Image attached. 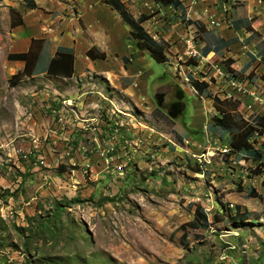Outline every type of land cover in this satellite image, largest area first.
<instances>
[{
	"label": "rangeland",
	"instance_id": "rangeland-1",
	"mask_svg": "<svg viewBox=\"0 0 264 264\" xmlns=\"http://www.w3.org/2000/svg\"><path fill=\"white\" fill-rule=\"evenodd\" d=\"M124 1L133 18L151 16L143 29L167 63L137 51L111 8L97 16L102 0H0V264H264L263 164L229 155L206 97L223 99L227 87L211 66L264 95L260 58L244 73L248 52L264 54V16L252 14L256 33L238 32L236 44L200 65L183 56L180 11ZM209 4L213 11L197 19L183 2L203 25L195 27L199 50L215 36L206 28L218 3ZM11 9L20 26L11 27ZM113 33L118 41H107ZM31 39L43 40L39 69L56 47L72 48L73 76L20 77L23 63L7 55L27 51ZM92 45L104 60H87ZM192 80L205 81L206 92H194ZM117 83L129 90L104 91ZM180 91L184 110L174 117ZM247 101L238 112L249 120L263 108L246 109ZM197 205L208 230L186 226ZM237 206L247 219L235 224Z\"/></svg>",
	"mask_w": 264,
	"mask_h": 264
},
{
	"label": "trees",
	"instance_id": "trees-1",
	"mask_svg": "<svg viewBox=\"0 0 264 264\" xmlns=\"http://www.w3.org/2000/svg\"><path fill=\"white\" fill-rule=\"evenodd\" d=\"M155 3L162 5L163 7H171L174 10L185 12V7L180 0H152ZM30 6L34 7L33 2H29ZM103 3L114 10L122 19V21L130 28V38L134 41L137 51L146 52L157 63H166L167 57L164 54L165 48L158 44L155 40L149 37L142 24L149 19L146 14L140 15L138 18L133 16L126 10L120 0H103ZM32 5V6H31ZM11 27H17L22 24L21 15L17 10L11 9ZM198 29H203L200 24H195ZM240 25L234 26L235 30L240 29ZM245 30L252 31L250 24H243ZM43 40L31 39L28 50L25 52L10 53L7 55V60L10 62L23 63L22 70L18 73L20 77H31L37 74H46L49 76L60 77L69 79L73 76L74 70V52L72 48L59 46L54 55L49 58L47 64L39 69V63L43 56V49L41 46ZM235 39L223 40L220 38L214 39L211 45L208 44L203 49V54L206 55L210 51L218 53L220 49L228 48ZM86 57L90 60L105 59V54L102 52H96L94 48L89 49L85 53ZM264 61V56L261 57ZM254 61V58H251ZM192 87L199 93H205L207 90V83L204 81L192 80ZM183 93L180 91L178 100L170 104L171 109L174 111L173 116H180L184 110ZM206 97L213 100V108L216 114L212 117V128L220 132V136L227 135L229 140V146L231 148L229 155L235 154L237 159L243 157L249 158L254 162L264 160V112L262 114H256L250 117L249 120H245L243 116L238 112L240 102L238 100H226L220 99L216 96H210L206 92ZM158 101V100H157ZM171 114V113H170ZM174 116V117H175ZM263 137L260 144V148H255L254 138ZM250 197L254 196V191L251 189L249 192ZM73 204V201L68 205ZM233 223L244 222L247 219L246 212H240V208L237 206L234 216L230 217ZM191 229L196 230H208L211 227L206 212L200 206L195 207L193 219L187 223Z\"/></svg>",
	"mask_w": 264,
	"mask_h": 264
},
{
	"label": "crops",
	"instance_id": "crops-1",
	"mask_svg": "<svg viewBox=\"0 0 264 264\" xmlns=\"http://www.w3.org/2000/svg\"><path fill=\"white\" fill-rule=\"evenodd\" d=\"M183 2L184 1H186V0H182ZM188 1V0H187ZM223 1V3H224V0H222ZM221 0H205L204 2H201V3H199L198 4V6H197V8H194V11H195V14H197L198 15V12H200V15L198 16V18L197 19H203V17H205V15H207L206 13L208 12V10H210V11H213V7H210V6H213V4L212 5H210L209 3L211 2V3H214V2H217L218 4H217V7H216V9H215V12L217 11V12H219V16L218 17H220V18H222V17H225V22H223L221 25H220V27H218V28H214V27H212L211 26V24H210V22L208 23V27L206 28L207 30H210V29H212V30H214V35L215 36H212V42L214 41V39H216V38H220V39H223V40H225V41H227V40H231V39H235L236 38V41L234 42V43H232L231 45H233V44H236L237 42H238V38L236 37V36H238V32H240V31H242V30H245L244 29V27H242L243 26V24H250V21H251V18H252V14H254V13H257V15H262V16H264V7L263 6H260V1L259 0H228V1H225V3L226 4H230V5H227V7L229 8V11L227 12V14H226V16L222 13V11H221V6L222 5H220L221 4V2H222ZM189 2V1H188ZM102 5H97V11H99V12H96V14H97V16H99V17H101V18H103L99 13H101L100 11H102V10H105V9H110V7L109 6H107L106 4H104L103 3V0H102V3H101ZM246 5L245 7H246V9H245V7L243 8V9H245V10H243V9H240L241 8V5ZM203 6V7H202ZM210 7V8H209ZM185 10H186V8H185ZM174 11H176V10H174ZM178 11V10H177ZM191 11H193V10H191ZM193 11V12H194ZM113 12H115L114 10H113ZM181 12V11H180ZM116 13V12H115ZM185 13V12H184ZM209 13V12H208ZM102 14V13H101ZM183 14V13H182ZM205 14V15H204ZM174 15V14H173ZM256 15V16H257ZM117 17H119V15L117 14ZM195 17V16H194ZM202 17V18H201ZM227 17V18H226ZM233 17H236V20H232V18ZM120 19H121V17H120ZM193 19V18H192ZM193 22V25H194V27H196V25L195 24H200V26H202L203 27V25L199 22V20H196V19H193L192 20ZM121 22L123 23V28L124 29H126V28H129L128 27V25H126L123 21H122V19H121ZM232 22V23H231ZM236 24H238V25H240L241 27H240V29L239 30H235V28H234V26L236 25ZM251 26V25H250ZM197 28H198V26H197ZM129 30H130V28H129ZM244 32H246V33H256L253 29H252V31H247V30H245ZM184 35H185V33H184ZM184 35L183 36H181V33L179 34V37H181V39H183V37H184ZM258 36H260L259 34H257ZM247 37H250L249 36V34L247 35ZM248 39V38H247ZM260 39H261V41H263V43H264V36H262V37H260ZM110 40H112L113 42H115V40L116 41H118V39L115 37V34L113 33L112 34V38H108L107 39V41H110ZM31 41V40H30ZM106 41V42H107ZM182 41V40H181ZM109 43V42H108ZM208 44L209 45H211L210 44V42H206V44H205V46H204V48L206 47V46H208ZM95 45V44H94ZM230 45V46H231ZM212 46V45H211ZM59 47V46H58ZM58 47H56L55 48V50H54V53H55V51H56V49L58 48ZM62 47H65V46H62ZM91 48L92 47H94L93 45L92 46H90ZM97 47H100L98 44H97ZM213 47V46H212ZM229 47V46H228ZM68 48H70V47H68ZM91 48H89V49H91ZM101 48V47H100ZM203 48V49H204ZM88 49V50H89ZM102 49V48H101ZM203 49L202 50H199L200 51V53L202 54V55H204L203 54ZM223 49H226V48H223ZM223 49H220L219 50V52L218 53H220ZM28 50V49H27ZM88 50H86V51H88ZM54 53H53V55H54ZM86 53V52H85ZM102 53H104V52H102ZM105 54V53H104ZM164 54H165V56H166V53H165V50H164ZM216 53L215 52H213V51H210L209 53H207L206 55H204V56H206L207 58H208V56L209 55H215ZM52 55V56H53ZM248 56H250L251 58H254V61H252L251 62V58H250V62H248L247 64H246V66L244 67V73L246 72V71H250V70H252V63H254V62H256V61H259V58H260V61H262L261 60V57L264 55V54H262V55H260V56H257V55H255V54H253L252 52H248V54H247ZM51 56V57H52ZM75 56V55H74ZM85 57H86V55H85ZM167 57V56H166ZM87 58V57H86ZM86 58H84V62L85 63H87V60H90V59H88L87 58V60H86ZM48 60H49V58H48ZM47 60V61H48ZM47 61H46V64H47ZM92 61V60H91ZM263 62V64H264V61H262ZM17 63H21V62H17ZM89 65V64H88ZM44 67V66H43ZM88 67H91L90 65L88 66ZM262 68H263V66H261ZM94 67H92V69H93ZM101 73H103V74H105L106 76H110L112 73H110V72H108V71H104V72H101ZM74 74H75V72H74ZM134 73L132 72L131 74H129V73H126V72H124V74L122 75L123 77H130V75H132V76H134L133 75ZM105 76V77H106ZM111 77V76H110ZM110 79V78H109ZM109 90H111V91H109ZM112 90H116L117 92H119V93H125V92H127L129 89L128 88H125V87H122L121 86V83H117L116 85H113V86H105V92L108 94V95H112L113 94V92H112ZM264 112V109H263V111L261 112V113H258V114H262ZM257 114V113H256ZM213 131H215V130H213Z\"/></svg>",
	"mask_w": 264,
	"mask_h": 264
},
{
	"label": "built area",
	"instance_id": "built-area-1",
	"mask_svg": "<svg viewBox=\"0 0 264 264\" xmlns=\"http://www.w3.org/2000/svg\"><path fill=\"white\" fill-rule=\"evenodd\" d=\"M188 1H189V8H197L198 4L201 2H204L205 0H188ZM225 1H228V0H224V3L222 1L220 5H222L221 6L222 13L226 16L227 12L229 11V8L227 7V5H230V4H226ZM150 2H152V0H125L124 1L126 5L135 7V10H138L137 7L139 5L141 7L144 6V7H147V9H151L152 6L149 5ZM165 8H168V11L175 12L174 9H172L171 7H165ZM150 12L152 13L153 11L151 10ZM180 15L182 16L180 24H182L185 27V35L182 39L183 56H186L187 59L191 60L192 62L196 61L200 65H203L205 62H208L209 59L206 56L202 55L200 51L198 50V48L196 47V30L192 23L193 19L189 16L187 12L183 14L182 12H180ZM219 15H220L219 12L216 11L213 15L209 16L208 18L210 19L211 26L214 28L220 27V25L226 20L225 17H222V18L218 17ZM150 18L151 16H149V19ZM180 58L181 57H179V61H180ZM207 65L209 66V64ZM211 67L215 70L216 72L215 75L219 76V78L227 86L223 99L240 101L241 98L245 97L248 99V101L246 102L247 103L246 109H252L254 108V106L264 109V95L263 96L260 95L259 94L260 92L257 90V88L255 89L252 87V84H254L253 82L249 81L248 79L239 78L237 76H233L227 72H224L220 67H215V66H211ZM179 68L180 66L178 64L175 65L176 70ZM186 81H187V78H186ZM193 90L194 92H197L194 88ZM253 115H256V113L252 114V116ZM244 119L248 120L246 117ZM109 153L110 152L108 151L107 154ZM257 162L263 164V170H264V160L257 161Z\"/></svg>",
	"mask_w": 264,
	"mask_h": 264
}]
</instances>
